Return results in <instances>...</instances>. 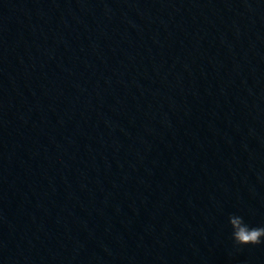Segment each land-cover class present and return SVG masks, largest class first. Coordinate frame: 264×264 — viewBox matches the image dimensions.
Wrapping results in <instances>:
<instances>
[{"label":"water","instance_id":"1","mask_svg":"<svg viewBox=\"0 0 264 264\" xmlns=\"http://www.w3.org/2000/svg\"><path fill=\"white\" fill-rule=\"evenodd\" d=\"M264 0H0V264H264Z\"/></svg>","mask_w":264,"mask_h":264},{"label":"clouds","instance_id":"2","mask_svg":"<svg viewBox=\"0 0 264 264\" xmlns=\"http://www.w3.org/2000/svg\"><path fill=\"white\" fill-rule=\"evenodd\" d=\"M229 224L232 229V239L238 246L259 245L264 243V227H249L243 217L229 216Z\"/></svg>","mask_w":264,"mask_h":264}]
</instances>
